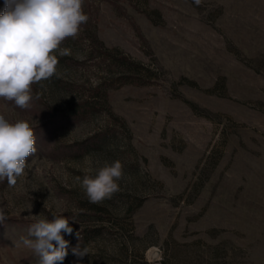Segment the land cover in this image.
I'll use <instances>...</instances> for the list:
<instances>
[{
  "label": "rangeland",
  "instance_id": "374dc122",
  "mask_svg": "<svg viewBox=\"0 0 264 264\" xmlns=\"http://www.w3.org/2000/svg\"><path fill=\"white\" fill-rule=\"evenodd\" d=\"M83 11L29 107L0 98L36 148L14 187L0 181V264H36L20 239L35 215L75 219L63 264L77 245L80 264H264V0ZM114 160L120 191L89 202L77 178Z\"/></svg>",
  "mask_w": 264,
  "mask_h": 264
},
{
  "label": "clouds",
  "instance_id": "9594fccd",
  "mask_svg": "<svg viewBox=\"0 0 264 264\" xmlns=\"http://www.w3.org/2000/svg\"><path fill=\"white\" fill-rule=\"evenodd\" d=\"M196 5L201 0H193ZM84 0H4L0 12V98L14 101L19 108L29 107L32 85L46 81L58 74V55L70 54L61 47L68 37H75L89 17L83 11ZM36 151L33 128L27 121L10 122L0 114V181L7 179L9 187L17 184L24 175L26 160ZM95 175L77 178L91 203H101L120 191L124 178L122 163L105 161L95 169ZM31 209L29 210V212ZM0 208V224L7 220ZM24 245L38 257L36 264H63L68 255L69 241L65 236L74 232L64 215H54L51 220L35 215ZM77 238L80 237L76 232ZM80 264L88 247L79 245L71 249Z\"/></svg>",
  "mask_w": 264,
  "mask_h": 264
}]
</instances>
